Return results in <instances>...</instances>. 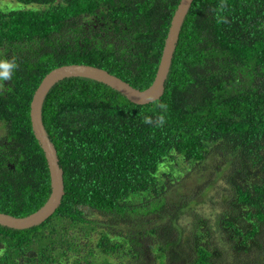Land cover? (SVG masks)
I'll return each mask as SVG.
<instances>
[{"label":"trees","instance_id":"16d2710c","mask_svg":"<svg viewBox=\"0 0 264 264\" xmlns=\"http://www.w3.org/2000/svg\"><path fill=\"white\" fill-rule=\"evenodd\" d=\"M14 1L0 10V59L18 64L0 90V211L26 216L52 190L30 116L44 76L91 64L145 89L180 0ZM219 2L193 0L158 100L85 77L50 89L65 194L37 226L0 224V264H264V0H227V24ZM161 102L166 123H143Z\"/></svg>","mask_w":264,"mask_h":264},{"label":"water","instance_id":"95a60500","mask_svg":"<svg viewBox=\"0 0 264 264\" xmlns=\"http://www.w3.org/2000/svg\"><path fill=\"white\" fill-rule=\"evenodd\" d=\"M192 3L193 0H180L171 20L155 78L145 89L137 88L108 70L91 64L72 63L61 65L44 76L33 95L30 116L35 137L44 150L48 162L51 177V194L39 209L26 216H16L0 211L1 225L17 229L37 226L47 220L57 210L65 194L64 170L59 162L57 148L51 140L43 121V105L50 89L65 78L85 77L109 85L136 104L149 103L148 97L152 98L150 102L158 100L165 91V82L171 68L181 28Z\"/></svg>","mask_w":264,"mask_h":264},{"label":"clouds","instance_id":"9594fccd","mask_svg":"<svg viewBox=\"0 0 264 264\" xmlns=\"http://www.w3.org/2000/svg\"><path fill=\"white\" fill-rule=\"evenodd\" d=\"M228 3L227 0H220V2L217 4V6L213 9L215 21L217 24H227L229 23V20L227 18V15L225 13L228 11ZM0 10H11V9H3L0 8ZM18 68V64L16 60L13 59H0V90H6L5 89V81H11L14 72ZM151 97H148L149 102L151 101ZM158 108L162 110L161 114L157 116L155 119H153L152 116L145 115L143 117V123L154 125L156 127H162L166 123V119L164 116V112H167L168 105L166 103H159ZM2 254V253H0Z\"/></svg>","mask_w":264,"mask_h":264},{"label":"rangeland","instance_id":"374dc122","mask_svg":"<svg viewBox=\"0 0 264 264\" xmlns=\"http://www.w3.org/2000/svg\"><path fill=\"white\" fill-rule=\"evenodd\" d=\"M20 5L21 4H19L17 1H14V0H0V8H3V9L19 8ZM180 175H182L185 178L187 177V175L183 173V171H181ZM96 236L97 235L95 234L94 237L96 238Z\"/></svg>","mask_w":264,"mask_h":264}]
</instances>
